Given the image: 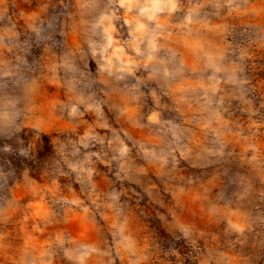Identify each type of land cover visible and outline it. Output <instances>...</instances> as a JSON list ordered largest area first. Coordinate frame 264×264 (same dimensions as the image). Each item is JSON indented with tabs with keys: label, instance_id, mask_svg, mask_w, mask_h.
I'll return each mask as SVG.
<instances>
[{
	"label": "clouds",
	"instance_id": "obj_1",
	"mask_svg": "<svg viewBox=\"0 0 264 264\" xmlns=\"http://www.w3.org/2000/svg\"><path fill=\"white\" fill-rule=\"evenodd\" d=\"M0 264H264V0H0Z\"/></svg>",
	"mask_w": 264,
	"mask_h": 264
}]
</instances>
